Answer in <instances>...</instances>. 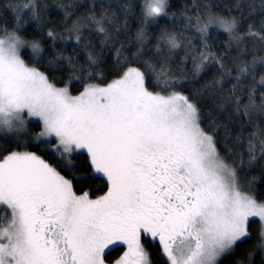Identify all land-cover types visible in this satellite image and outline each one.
Instances as JSON below:
<instances>
[{
  "label": "snow or ice",
  "instance_id": "6c2138e0",
  "mask_svg": "<svg viewBox=\"0 0 264 264\" xmlns=\"http://www.w3.org/2000/svg\"><path fill=\"white\" fill-rule=\"evenodd\" d=\"M0 264H264V0H0Z\"/></svg>",
  "mask_w": 264,
  "mask_h": 264
}]
</instances>
